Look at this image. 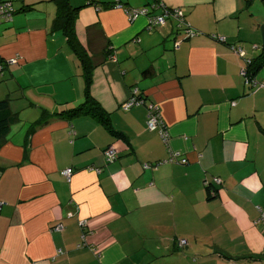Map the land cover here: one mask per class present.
Returning <instances> with one entry per match:
<instances>
[{"label":"crops","instance_id":"crops-1","mask_svg":"<svg viewBox=\"0 0 264 264\" xmlns=\"http://www.w3.org/2000/svg\"><path fill=\"white\" fill-rule=\"evenodd\" d=\"M69 1L82 6L77 43L53 27L55 0H13L12 20L0 22V99L18 117L0 141V264H264V223H255L264 211V89L243 75L252 59L264 81L263 1L120 0L154 2L151 14L181 9L198 34L178 48L174 19L149 29L145 15L130 21L112 5ZM87 84L106 122L67 115ZM134 87L143 103L122 108ZM151 103L168 145L146 129ZM109 145L118 156L107 162ZM169 148L187 162L143 168ZM59 222L62 231L51 229Z\"/></svg>","mask_w":264,"mask_h":264},{"label":"built area","instance_id":"built-area-1","mask_svg":"<svg viewBox=\"0 0 264 264\" xmlns=\"http://www.w3.org/2000/svg\"><path fill=\"white\" fill-rule=\"evenodd\" d=\"M115 2H116L115 7L121 8L130 21H134L139 16L145 15L148 18L147 27L149 29L160 26V25H164L169 18L174 19L176 21L175 29L179 33L177 37L173 40L174 48H178L181 42L183 41V39L188 38V37H193L198 34V31L193 30L189 26V24L185 21L184 14L182 10L179 8H173L170 10L167 8H164L160 14H151L150 9L146 7H141V8L131 7L130 8V7H124L119 2V0H115ZM15 12L16 10H15V7L13 6V0H0V22H8L12 20L13 14ZM211 37L215 38L219 42H222V43L225 42V38L223 36L211 35ZM232 48L236 49L239 55L241 56L244 55V51L242 47L232 46ZM15 61H16V57L6 60L5 63H10V62H15ZM248 66L249 64H247V67H245L243 70L245 85L252 84V86L256 87L257 89H264V81L255 80L254 77L249 74ZM3 68H4V65L0 61V72L3 70ZM142 103H143V98L138 95V88L134 87L132 89L130 97L121 103V107L124 109H128L130 107L140 105ZM145 124H146L147 130L156 131L160 139L163 141V143L168 145V142L170 139L169 129L161 116L160 108L157 104L155 103L149 104L148 109H147ZM103 154L106 160L108 161L115 159L117 155L116 150L114 146L112 145L108 146L103 151ZM186 162H187V159L179 151L169 148L168 156L165 159L157 161L155 163H144L143 168L157 167L163 163L185 164ZM61 173L67 178V180H69L71 177L72 169L71 168L64 169L62 170ZM220 182H221L220 179H217V178H215L213 181L214 184H219ZM257 208H258V211L260 212V215L258 219L255 221V223L260 222V221L264 223V211L260 207H257ZM80 225L81 227L84 228L86 226V221L81 220ZM51 229L62 231L63 224L61 222L56 223L54 226L51 227ZM185 243H186V240L182 238L178 239L177 241L178 246H181ZM95 252L98 253L97 250H95ZM229 264H235V263L231 262Z\"/></svg>","mask_w":264,"mask_h":264},{"label":"trees","instance_id":"trees-1","mask_svg":"<svg viewBox=\"0 0 264 264\" xmlns=\"http://www.w3.org/2000/svg\"><path fill=\"white\" fill-rule=\"evenodd\" d=\"M56 4H57V15L55 20L53 21V27L57 30H59L63 35L66 36V40L70 43H77L78 39L76 38V34H75V29H74V21L76 18V14L79 10L80 7H82L81 5H72L70 3L69 0H55ZM264 3V0H262ZM120 2V0H119ZM87 3H91L94 4L96 8H100V6H103L104 4H106V6H114L115 7V0H112L109 3H105V2H101V5H99V1L97 0H88ZM121 3V2H120ZM85 4V3H84ZM83 4V5H84ZM124 7H133V8H141V7H146L148 9H150V12L153 8L152 5H154L153 3H148L147 5L141 6V7H134V6H128V5H124L123 3H121ZM156 5H159V2H157ZM164 9V7H163ZM167 9H173V8H167ZM16 10V9H15ZM163 11V10H162ZM264 48V46H263ZM81 58L82 62H83V67L85 69L84 74H85V78H86V82L89 83V72H88V68L89 66L85 63V61ZM256 64L254 66L253 69V64L251 63L248 66V72L251 76H253L252 74H254V72L257 71L258 67L256 68ZM150 73V69H146L143 71V74H149ZM85 92L87 94V97L83 100V102L79 103L78 105L72 107L69 111H67V115H76V114H83V113H87V114H91L95 117H97L99 120L106 122L105 117L103 116V112L101 111L100 107L94 102L92 101L90 98H88V84L86 86ZM141 97H143L142 95H139ZM18 119L17 117V113L15 112H10L9 111V98H4V99H0V141H2V139L6 136V134L9 132L10 129V124L14 121ZM46 122L45 117H43L42 119L38 120L37 122H35L37 124V126H41L42 124H44ZM36 126L32 127V130H34ZM110 146V145H109ZM108 147V146H107ZM106 147V148H107ZM105 148V149H106ZM115 148V147H114ZM104 149V150H105ZM103 150V151H104ZM116 150V149H115ZM117 153V150H116ZM104 155V154H103ZM118 153L115 157V159L117 158ZM105 158V156H104ZM106 160V158H105ZM114 160V159H113ZM107 162H110L108 160H106ZM112 161V160H111ZM90 169H93L96 171H99V169L97 167H89ZM207 192L210 196L214 195V191L215 188H213V183L212 182H207ZM235 263V262H233Z\"/></svg>","mask_w":264,"mask_h":264},{"label":"water","instance_id":"water-1","mask_svg":"<svg viewBox=\"0 0 264 264\" xmlns=\"http://www.w3.org/2000/svg\"><path fill=\"white\" fill-rule=\"evenodd\" d=\"M252 63V59H251V61H250V63H249V65Z\"/></svg>","mask_w":264,"mask_h":264}]
</instances>
